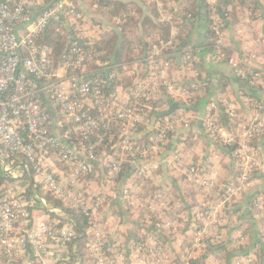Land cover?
I'll return each instance as SVG.
<instances>
[{"label": "built area", "instance_id": "1", "mask_svg": "<svg viewBox=\"0 0 264 264\" xmlns=\"http://www.w3.org/2000/svg\"><path fill=\"white\" fill-rule=\"evenodd\" d=\"M84 1L90 0H0V264H193L209 244L228 238L218 227L231 223L228 213L234 196L249 188L261 166L259 149L251 143L264 133V111L259 109L264 76L235 69L249 86L262 89L255 104L248 100L258 112L241 126L242 142L232 150L225 147L235 144L228 132L223 133L234 110L224 109L226 117H221V103L213 99L201 125L215 146L202 158L203 168L185 163L171 145H186L176 132L180 127L191 129L187 108L169 112L168 101H157L163 96L187 107L196 102L201 78L191 69L198 61L192 45L180 51L183 67L192 76L171 74L176 60L164 53L167 44L148 45L145 55L130 65L112 64L94 47L98 36L89 33ZM208 17L214 33L211 58L218 61L224 57L223 31L215 3ZM50 22L58 26L54 31L66 35L58 58L45 41ZM218 149L233 169L221 182L204 173L209 163L203 161L217 159ZM167 151L171 156L163 155ZM162 166L207 191L205 196H217L214 203H203L198 215L187 209V232L183 240L172 239L177 244L172 248L166 245L171 235L164 232L174 223L155 207L153 197L136 199L140 181L151 179ZM99 171L107 180L104 190L96 194L77 189L79 181ZM258 200L249 207L255 219L264 210ZM114 202L133 216L142 214L136 239L126 242L118 227L109 229L111 221L117 226L123 222L122 215L111 213ZM69 208L86 217L82 234ZM241 237L228 244L235 254L232 264H255L254 253L242 252ZM260 238L264 241V230Z\"/></svg>", "mask_w": 264, "mask_h": 264}, {"label": "crops", "instance_id": "2", "mask_svg": "<svg viewBox=\"0 0 264 264\" xmlns=\"http://www.w3.org/2000/svg\"><path fill=\"white\" fill-rule=\"evenodd\" d=\"M121 1H130L139 5L142 4V2L139 0ZM160 1L164 6L170 5L172 7H168L177 9L180 15L193 14L195 24L191 31L192 42L194 44L202 46L209 41L212 45L211 39L206 40L205 38V34L208 30V21L205 24L203 33L200 31L202 29V1L205 2L207 18L212 3H215V5L217 6V11L219 12V14H222V0H184L183 2L182 0H164L163 2L162 0H159V2ZM191 1H195L196 4L194 7H189V2ZM247 1L248 3H250L243 10V18H247L249 20L250 17L252 18V16L255 15L254 23L257 25V34H255V37L253 39L250 38L249 44L244 43L245 47H243L244 45L241 46L238 43V41L242 39L240 34L241 32L234 31L233 27L230 26L226 29H222V48L224 51V57L220 58L218 61L213 60L211 58L212 49L206 51L199 49L195 53L198 61H200L199 73L201 82L203 80L210 82V92L206 96V99L207 97H209L207 99L208 101L204 100L197 104L199 105V108L193 111H189L188 109L185 110V115L188 116L189 121H191V129H184L180 127L176 132V135H178L180 138L184 137L186 143L185 147L175 148L171 145V149L173 151L178 150L177 152H179V154L184 157L183 161L185 163H192L203 168V165L201 164L203 160L202 158L206 154H208V150H211V148L215 146L214 143H212V139L204 133L203 127L201 125V120L208 114H210V101H212L213 99H217L220 101L224 109L232 108L234 110L233 121L229 122L223 129V133L228 132L230 136L235 139L234 145H236L238 142H242L244 138L243 129L241 128V126L249 121L255 112H258V109L256 110L255 108L248 106V100H250L252 105L255 104L254 101L260 99L259 94L261 93L262 89L249 86L248 80L237 77L235 73V69L243 67H246L248 69H264V0H256L255 9H253L251 0ZM161 3L157 5L158 8L162 7ZM83 8L85 17L91 22V29L89 33H91V36H93L94 38L99 35H108L111 30H119L116 26L117 24H115L116 18L114 19L113 17L103 16L100 13L99 7L94 0L86 2ZM136 16H139V18L141 17V15L137 13ZM171 31L174 35L176 32V28H173L172 26ZM147 43L151 44L149 39L147 40ZM135 47L138 46L135 45ZM137 49L138 48L135 49L136 53L138 52ZM177 55H180V61L178 60ZM175 57L177 66L173 69L171 74L178 77L192 76V71L190 69L187 70L183 67L182 56L179 50H175ZM212 75L216 77V90H212ZM221 77H226L228 79V84L225 90H222L219 87V81ZM261 106L262 109H259L264 111V101L261 102ZM218 113L221 117H226V113L224 111L220 112L218 109ZM173 142L175 143L174 140ZM251 145L259 149L258 154H260L261 157V166L259 170L254 174L249 188L246 191L244 190L239 197H235V202L233 203V211L231 213H228V216L232 218L230 219L231 223L227 225H221L218 228H220L221 230H226L225 233L228 234L227 239L231 242L237 241L238 238L242 236V249H247V246L249 244V247H252L253 249L256 248L255 250L261 252L259 247L262 245L264 248V241L259 244L260 242L258 241V237L261 235V231L264 230V210L259 219H255L250 214L249 207L253 199H264V133L257 137V139L253 140ZM222 149L225 150L224 148ZM221 150L218 149L220 155L217 159H209L208 161H203L205 163H209L206 168L207 171L205 169L204 173L206 175H212L216 177L219 181H226L233 173V169L228 158L226 157V153ZM161 169L167 171V169L163 166L161 167ZM167 174L168 176L166 178V173L164 171H161V182H163L164 179L165 181L170 182L171 185H168L167 191L175 188L181 193L179 197L182 201V207H177L173 202L169 201L167 204H162L159 207V211L164 213L166 219H170L174 223V227L171 228L174 234H171L170 237L176 239V241L178 242L181 239L183 240L187 232L186 229L188 227L187 223L184 222L186 221L185 216L187 215V202L184 201L183 198L186 197V195L185 191H182L183 187L181 185L179 186L180 181H184V178L181 175L175 173L171 174L168 171ZM136 194L137 201L141 200V197L146 196V193H143L142 191H137ZM250 195L252 196L251 199L249 198ZM109 207H111V213L113 215H115L116 217H121L122 215L123 217V220H121V222H123L118 226L113 223L114 221H111L109 229L112 230L113 226L118 227V229L121 231L119 236L122 238V240L126 241L129 239H136L133 237H138V235L141 234L140 232L142 230V228L140 227L141 223L138 220V218H140L142 214L140 215L139 213H136V215L134 214L133 216L129 211H127V209L120 205V203L111 204L109 205ZM130 211L134 212L135 208L134 210ZM222 258L223 257L215 258L214 256H212V259L206 261L205 264H224ZM227 264H232V261L230 260V262Z\"/></svg>", "mask_w": 264, "mask_h": 264}, {"label": "trees", "instance_id": "3", "mask_svg": "<svg viewBox=\"0 0 264 264\" xmlns=\"http://www.w3.org/2000/svg\"><path fill=\"white\" fill-rule=\"evenodd\" d=\"M164 0H162L163 2ZM184 0H182L183 2ZM253 9L256 8V0H251ZM250 3V2H249ZM247 0H222L221 2V13L219 14L220 21L219 25L221 30L226 29L233 25L234 31H240L241 28V19L240 15L243 14V10L249 5ZM96 4L99 7L100 13L103 16L119 18L120 23L116 26L119 27L118 31H110L108 35H99L94 47L98 50L104 51V57L106 59H110L112 64H132L133 61L137 58H140L145 55L146 48L149 43H147L148 39L152 40V43L157 45L167 44L164 49V53H167V57L176 60L175 50H183L188 45L192 44L193 51L195 54L199 49L201 50H209L212 48L211 43L208 41L204 45L200 46L198 44H194L191 40V31L194 27V15L192 14L190 17L187 14L180 15L178 10L175 8H168L167 10L171 14L170 20H160L159 19V11L155 5L151 7V14L147 15L144 13V9L136 8L132 2L121 1V0H96ZM195 1L189 2V7L195 6ZM151 5V4H150ZM153 5V4H152ZM250 8V7H248ZM141 15L136 16L135 13ZM152 15V16H151ZM223 16V17H222ZM255 15L252 16L251 19H255ZM154 17V18H153ZM208 30L205 34L206 40H213L214 33L209 29L210 26V18L207 17ZM139 23L142 26V30L139 29ZM55 22H50L46 29L45 41L52 47L53 55L55 58L60 57L61 52L64 50V36L61 33L54 31ZM172 26L176 27V32L173 35L171 28ZM238 43L242 46L244 42L242 39L238 41ZM137 45L138 52H135L134 46ZM245 47V45L243 46ZM192 54V55H193ZM245 70H249L252 72H256L262 74L264 76V69H248L244 67ZM251 77L250 74H248ZM228 84V79L226 77H221L219 81V87L222 90H225ZM210 82L203 80L199 86V91L197 92L196 102L191 105L195 106L199 104L201 101H208L206 96L210 92ZM258 88H261L260 85H257ZM167 102L163 96L158 99V102ZM189 111H193L195 109L187 108ZM219 111H224V107L222 105L219 106ZM228 147V150H232L235 145L225 146ZM160 172L161 168L158 169ZM148 180V177H144L139 186L142 187L143 184ZM161 182V181H160ZM168 185H171L169 181L161 182V184L156 187L157 190H162L168 188ZM140 187L137 189L140 190ZM250 195V199H251ZM116 203V202H114ZM252 203V201H251ZM250 203V205H251ZM234 207V204H232ZM69 213L73 217L76 223V231L78 234H82L83 229L86 227V217L80 213L76 212L75 209H68ZM134 235V234H133ZM259 235V233H258ZM260 237V236H259ZM258 237V241L261 242V238ZM137 238V237H133ZM230 241L228 239H224L222 242L216 244H209L207 247V251L203 253L200 257L194 258L193 264H205L206 261L212 259V256L215 258L223 257V263L227 264L232 261L235 254L232 253V249H228V244ZM255 248V246H254ZM256 249V248H255ZM247 246V249H241L243 253L250 251L256 255V261L258 264L264 263V248L261 246L259 249L261 252ZM222 255V256H221Z\"/></svg>", "mask_w": 264, "mask_h": 264}, {"label": "rangeland", "instance_id": "4", "mask_svg": "<svg viewBox=\"0 0 264 264\" xmlns=\"http://www.w3.org/2000/svg\"><path fill=\"white\" fill-rule=\"evenodd\" d=\"M139 1L142 2L141 5H139L137 3H133V5H135L136 8H140L141 7V9H145L144 13H146L147 15H150L152 13L151 12V7L152 6L155 7V5H156V7H157V3L156 2H155V4L152 5L151 3L147 4L146 0H139ZM86 2L87 1L82 2L83 7H84ZM159 3H161V1ZM161 4H162V7L161 8L157 7V9L159 11V19L163 20L162 16H166L167 14H169L171 16V14L169 13V11L167 9L172 7V6L168 5V6H170V7H168V6H164L163 3H161ZM137 6H139V7H137ZM137 14H138V12H137ZM243 16L244 15L241 13V15H240L241 28L239 30L241 32L240 34H241L243 42L246 43V44H249L250 38L253 39L255 37V34H257V25L254 23L255 20L251 19V17L248 20L247 18L244 19ZM170 19H166V20H170ZM56 27H58V26L55 25L54 28H56ZM232 27H233V25H232ZM173 28H176V27L173 26ZM60 30H61V28H60ZM138 30H142L143 31L142 26L140 25V23H139V29ZM64 39H66V35H65ZM149 40H150V42L152 44V40L151 39H149ZM199 63H200V61H196V62L192 63L191 69L195 70V71H199ZM176 66H177V64L175 63V68H176ZM162 109H163V111H166V109H167L166 105H163ZM163 155H169L168 151L166 153H164ZM163 176H164V173H163ZM167 176H168V174H167V171H166V176L165 177L167 178ZM150 177H151V179H148L143 184V186L141 187L142 192L146 193V196L144 198L153 197L155 199L154 200L155 201V205H156L155 207L158 210H159V207L162 204H167L169 201L173 202L177 207H182V201H181V199L179 197V195L181 193L179 191H177L175 188L170 189V191H167L165 188L162 189V190L161 189L160 190L156 189V187H158L160 185V181L162 179V175H161V172H159V170L153 171L151 173ZM88 181L90 182L89 186L83 187L82 186L83 183H85V186H86V183ZM106 182H107L106 178H104L102 173L99 171V173H97L96 177L86 178L85 182L79 181L77 189H79V191H84V189L86 188L87 191H91V193H96L97 194L99 191L104 190V188L106 186ZM219 182H221V181H219ZM180 185L183 187L182 191H185V195H186V197L183 198L184 201L187 202L186 203V205H187L186 206V210L188 208H193L192 212L194 214H197V212L202 209V204L203 203H214L216 198H217V196L214 197V194H212V193H209L207 196H205L207 191H199V189L195 188L196 186L192 187V185L186 183L185 181H180L179 186ZM217 193H219V191H217ZM236 196L239 197L240 195L237 194L234 197H236ZM261 200H258V202L261 203ZM135 202L137 203V201H135ZM262 203L264 205V202H262ZM185 218H186V221L190 220L188 214L185 216ZM186 221H184V222H186ZM113 223H116V222H113ZM114 227L115 226L112 227V231H114ZM118 232L120 233L121 231L118 230ZM164 233H165V235H167V237H169L171 234H174V232H173V230L171 228L166 230ZM172 239L173 238H170V240L167 241V243H166L167 247L171 246V248H172V247H174V244L177 247V244L174 241H172ZM261 242L259 244H261ZM262 247L263 246L261 245V248ZM172 259H173V256L171 257V260ZM255 264H258L257 261L255 262Z\"/></svg>", "mask_w": 264, "mask_h": 264}, {"label": "water", "instance_id": "5", "mask_svg": "<svg viewBox=\"0 0 264 264\" xmlns=\"http://www.w3.org/2000/svg\"><path fill=\"white\" fill-rule=\"evenodd\" d=\"M207 20H206V7H205V2L202 1V18H201V27L202 29L200 30L202 33L204 31V27H205V24H206ZM177 58L178 60L180 61L181 60V57L180 55H177ZM215 76L212 75V79H213V82H212V90H216V82H215ZM209 97H207L208 99ZM170 107H169V112L173 111L174 109H177L178 107L179 108H191V109H197L199 108V105H195V106H185V105H178L174 102H172L171 100L167 99Z\"/></svg>", "mask_w": 264, "mask_h": 264}]
</instances>
